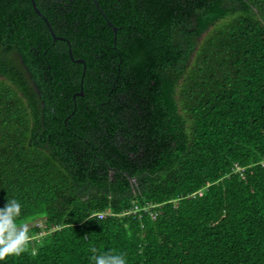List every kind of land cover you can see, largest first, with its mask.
Returning <instances> with one entry per match:
<instances>
[{"label":"trees","instance_id":"1","mask_svg":"<svg viewBox=\"0 0 264 264\" xmlns=\"http://www.w3.org/2000/svg\"><path fill=\"white\" fill-rule=\"evenodd\" d=\"M34 1L70 46L0 0V207L33 236L0 264H264V0H97L115 38Z\"/></svg>","mask_w":264,"mask_h":264},{"label":"clouds","instance_id":"2","mask_svg":"<svg viewBox=\"0 0 264 264\" xmlns=\"http://www.w3.org/2000/svg\"><path fill=\"white\" fill-rule=\"evenodd\" d=\"M22 213V205L16 199L8 200L4 207H0V260L9 256H19L28 251V245L33 236L28 224L18 222ZM103 219L93 214L89 219ZM93 264H127L125 254L114 250L98 252L97 248L90 249Z\"/></svg>","mask_w":264,"mask_h":264},{"label":"water","instance_id":"3","mask_svg":"<svg viewBox=\"0 0 264 264\" xmlns=\"http://www.w3.org/2000/svg\"><path fill=\"white\" fill-rule=\"evenodd\" d=\"M30 1H31L32 7H33L35 13H37V14L43 19V21L45 22V24H46L48 30L50 31L51 35L53 36V38H55V39H59V40H62V41H65V42H67L68 45L70 46L68 40H67L65 37H62V36H59V35H56V34H55V32L52 30V27H51L50 23L48 22L47 18L41 13V11H40V10L38 9V7L36 6L35 1H34V0H30ZM92 1L94 2L95 7H96L97 10L99 11V13L103 16V18H104V20H105L107 26H109V27L112 29V31H113V33H114V38H115V34H116V31H117L118 27H116V26H115V25H114V24H113V23L107 18L106 14H105V13L103 12V10L100 8L98 1H97V0H92ZM68 52H69L70 57L73 59L72 54H71V48H70V47H68ZM74 60L77 61V62L83 63V67H84V69H85V63H84V60H83L82 58H77V59H74ZM82 79H83V73H82V75H81V85H80V90L77 91V92H75V93L73 94V96H75V95H83ZM132 180H133V179H132Z\"/></svg>","mask_w":264,"mask_h":264},{"label":"built area","instance_id":"4","mask_svg":"<svg viewBox=\"0 0 264 264\" xmlns=\"http://www.w3.org/2000/svg\"><path fill=\"white\" fill-rule=\"evenodd\" d=\"M201 194V192L199 193ZM148 205H151L150 203H148ZM144 213H148V215L154 219L156 216V211L155 210H150L148 211L147 208H144L142 206H140L138 203L133 202L132 206L129 210L124 211L122 214L123 215H133V216H138L141 217ZM97 216L99 217H103L104 216V212H98Z\"/></svg>","mask_w":264,"mask_h":264},{"label":"rangeland","instance_id":"5","mask_svg":"<svg viewBox=\"0 0 264 264\" xmlns=\"http://www.w3.org/2000/svg\"><path fill=\"white\" fill-rule=\"evenodd\" d=\"M38 236H40V235H38Z\"/></svg>","mask_w":264,"mask_h":264},{"label":"flooded vegetation","instance_id":"6","mask_svg":"<svg viewBox=\"0 0 264 264\" xmlns=\"http://www.w3.org/2000/svg\"><path fill=\"white\" fill-rule=\"evenodd\" d=\"M22 61V60H21Z\"/></svg>","mask_w":264,"mask_h":264}]
</instances>
